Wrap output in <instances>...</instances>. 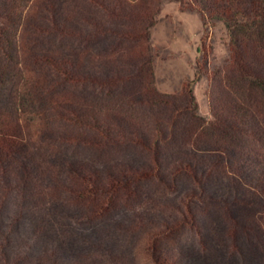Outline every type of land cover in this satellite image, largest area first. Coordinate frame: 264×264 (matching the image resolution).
Returning <instances> with one entry per match:
<instances>
[{"label": "trees", "instance_id": "16d2710c", "mask_svg": "<svg viewBox=\"0 0 264 264\" xmlns=\"http://www.w3.org/2000/svg\"><path fill=\"white\" fill-rule=\"evenodd\" d=\"M164 1L0 0V264H68L94 250L124 264L97 232L81 233L77 249L63 247L43 210L30 225L33 241L19 215L51 199L63 217L113 213L110 227L125 235L155 219H184L180 206L162 213L149 200L125 204L153 171L167 179L191 167L206 180L208 201L225 204L206 263L236 257V238L257 225L246 207L264 205V0H192L229 35L228 65L209 74L210 119L188 85L178 94L157 88L151 31ZM60 82L67 94L55 93ZM59 137L75 149L54 175L49 147ZM155 257L165 264L178 255L160 247ZM254 258L246 254L242 264Z\"/></svg>", "mask_w": 264, "mask_h": 264}, {"label": "rangeland", "instance_id": "374dc122", "mask_svg": "<svg viewBox=\"0 0 264 264\" xmlns=\"http://www.w3.org/2000/svg\"><path fill=\"white\" fill-rule=\"evenodd\" d=\"M191 3L192 0H186L187 7L184 8L175 1L166 0L162 5L156 25L151 31L152 43L156 48V83L158 90L166 94L181 93L184 86L188 85L194 93L200 113L210 119L209 74L222 71L228 65L231 56L229 35L223 22L204 21L202 14L191 7ZM77 90L81 92L83 87ZM68 91L69 86L65 82L55 85L56 94H67ZM74 149L75 146L66 137L52 140L49 152L53 157L54 175L70 158ZM133 153L141 159L149 157L142 150L135 149ZM193 170L191 167L176 170L167 179L161 178L156 171H150L151 175L142 178L139 192L125 202L126 205L137 200L156 202L157 210L162 213L169 212L170 207L180 206L187 211V215L174 223L155 219L147 228L125 235L127 233H116L110 227L115 218L113 213L108 212L86 221L72 215L63 217L57 213L58 204H54L51 199L44 205L32 204L20 212L19 220L28 225V237L37 241L30 225L36 214L43 210L44 222L50 225L61 245L69 249H77L81 233L97 232L110 242V247L116 249L118 255L125 256L124 264H162L155 257L160 247L166 250L168 256L171 252L178 255L172 263L168 261L169 258L166 259L165 264H209V259L218 249V243L210 237L212 224L221 223L217 218L225 204L221 205L215 198L208 201L207 182L200 179ZM42 174L47 187L50 173L44 170ZM209 177L208 184L213 182L217 174L211 173ZM230 208L236 206L230 205ZM246 208L255 216L257 225L236 238L238 255H230L232 257L226 260L228 264H242L246 254L255 255L254 261L247 264H264V205L248 204ZM117 209L115 213L119 211ZM230 243L235 247L232 240ZM21 251H28V247L23 245ZM71 261L68 264H115L105 253L97 250L88 251Z\"/></svg>", "mask_w": 264, "mask_h": 264}]
</instances>
